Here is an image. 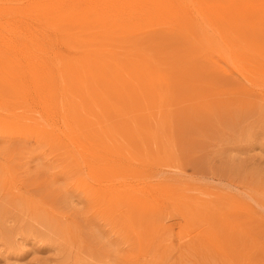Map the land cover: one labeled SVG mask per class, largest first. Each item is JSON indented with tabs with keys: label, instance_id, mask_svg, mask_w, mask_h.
Returning <instances> with one entry per match:
<instances>
[{
	"label": "rangeland",
	"instance_id": "obj_1",
	"mask_svg": "<svg viewBox=\"0 0 264 264\" xmlns=\"http://www.w3.org/2000/svg\"><path fill=\"white\" fill-rule=\"evenodd\" d=\"M191 16L208 47L177 59L151 22L63 29L90 71L69 99L133 173L94 176L84 156L0 127V264H264V77L251 65L264 64V25L223 36Z\"/></svg>",
	"mask_w": 264,
	"mask_h": 264
},
{
	"label": "bare ground",
	"instance_id": "obj_2",
	"mask_svg": "<svg viewBox=\"0 0 264 264\" xmlns=\"http://www.w3.org/2000/svg\"><path fill=\"white\" fill-rule=\"evenodd\" d=\"M218 1L0 0V127L8 131L22 128L20 133L29 128L36 140L53 148L51 155L57 150L55 146H59L62 154L73 160L76 155L84 156L86 167L94 176L112 180L132 174L133 170L126 168V164V167L119 164L122 158L118 154L94 140L103 138V135L100 136L99 131L88 130L79 107L69 99L70 94L78 93L79 88L88 84L90 71L87 73L85 62L80 60V52L62 42L63 31L74 23L75 26L99 29L98 34L103 37L118 25L125 29L137 25L139 32L146 28L142 27L144 22H151L161 25L167 33L169 41L163 45L164 49L177 59L208 47L199 35L192 11L223 36L225 29L234 30L233 27L242 23L250 28L264 25L261 20L264 18V0H230L224 8ZM235 57L241 58L239 54ZM246 61L249 63V58ZM251 65L255 67L253 77L256 81L264 77V64ZM236 71L244 79H250L247 69L238 67ZM78 96L82 100L83 94L78 93ZM100 161L108 164H98L97 167L96 162ZM115 184L114 187L117 186ZM118 185L125 196H133L130 190L133 187L129 188L127 183ZM150 187L153 189L152 185ZM136 189L144 194L152 192L141 186ZM117 191L121 192V189ZM135 201L140 203L142 199ZM246 206L249 212L253 211L250 205Z\"/></svg>",
	"mask_w": 264,
	"mask_h": 264
}]
</instances>
